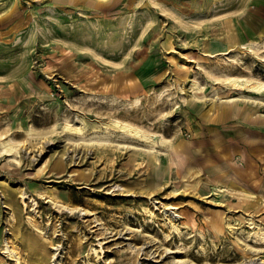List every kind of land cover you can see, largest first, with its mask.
Returning a JSON list of instances; mask_svg holds the SVG:
<instances>
[{
  "label": "rangeland",
  "instance_id": "rangeland-1",
  "mask_svg": "<svg viewBox=\"0 0 264 264\" xmlns=\"http://www.w3.org/2000/svg\"><path fill=\"white\" fill-rule=\"evenodd\" d=\"M230 78L264 82V0H0V264H264L212 179L264 130Z\"/></svg>",
  "mask_w": 264,
  "mask_h": 264
},
{
  "label": "crops",
  "instance_id": "crops-1",
  "mask_svg": "<svg viewBox=\"0 0 264 264\" xmlns=\"http://www.w3.org/2000/svg\"><path fill=\"white\" fill-rule=\"evenodd\" d=\"M239 115H243L244 122L247 124L241 123L237 127L249 130L250 132H255L256 136L254 137L253 134H250L248 139L243 138L241 135L237 136L236 140H240L242 143L239 147L237 146L238 149L223 148L224 145L229 146L231 143H236V140L231 143L225 141L223 144H220V146L222 147V151L227 150L231 152L236 150L237 152H240V156L244 159L245 165L241 169V174L230 173V170L235 171L234 166H232L233 168L231 169L230 162L225 166V170L220 166H218V168H212L214 170L218 169V174H223L219 178L212 177V179H216L218 182L227 185L233 190V192H230L227 196L230 201H233L235 205L240 206L242 210L256 212L261 210L264 211V130L257 129V125L260 124H258L256 119H252L254 115L250 112L246 111L244 114L240 113ZM249 116H251V118ZM212 155L213 154L210 153L208 156ZM229 155H231V153ZM224 157L225 156H222L219 159L227 161V158L226 160L223 159ZM220 171L225 173H221Z\"/></svg>",
  "mask_w": 264,
  "mask_h": 264
},
{
  "label": "bare ground",
  "instance_id": "bare-ground-1",
  "mask_svg": "<svg viewBox=\"0 0 264 264\" xmlns=\"http://www.w3.org/2000/svg\"><path fill=\"white\" fill-rule=\"evenodd\" d=\"M230 85L233 86H239V87H247L248 90L253 91L254 93L260 94V93H264V82H260V81H250V80H240L238 78H230L227 81ZM83 125L85 126V121H82ZM113 124L120 128L122 131H124L125 133H130V134H134L137 135L138 137L147 140L148 137H146L143 133H141L140 131L134 130L131 126L127 125V124H122L118 121H114ZM67 128L72 127L69 124L66 125ZM70 129V128H69ZM76 132H81L83 129H74ZM242 144L241 141H237L236 143L232 144V145H227V146H223V148L228 149V148H232V149H236L237 146L239 147V145ZM0 149L2 151H4L5 153L8 154H18V147L17 145L14 144V142L12 140L9 141H4L1 142L0 144ZM222 150V148H221ZM211 157V156H210ZM212 157H214V154L212 155ZM215 158V157H214ZM224 160H226V157L223 158ZM219 160V159H218ZM233 167L231 166V169ZM156 172H158V169L155 170ZM218 169L213 170L214 173L218 174ZM225 173V172H223ZM237 173L241 174V169L237 170ZM252 176V175H250ZM223 191V188H222ZM22 197H23V205L26 207L28 206V204L30 203V205L32 206V208L34 209V206L36 204L35 200L33 198H31L26 192H22ZM26 199H28L29 201H26ZM240 219L244 220V216L241 215ZM28 221L33 224L34 220L32 217L28 218ZM229 222V220H227ZM227 223V222H226ZM229 225L233 228V229H238L239 227L235 226V225H231L229 222ZM212 226L218 228V230H221L220 228V224L217 220H214L212 222ZM249 226L250 228H252L253 232L252 234L256 237V239L260 240L259 243H264V228L263 227H259L257 224L254 223L253 217H250L249 219ZM4 246H5V251L9 253V255H11L12 257H15V259L18 260V257L16 256V253L14 252L13 248L11 247V240L9 238H4ZM242 252H244V249H242ZM56 254V253H54ZM263 261H256L254 264H262Z\"/></svg>",
  "mask_w": 264,
  "mask_h": 264
}]
</instances>
